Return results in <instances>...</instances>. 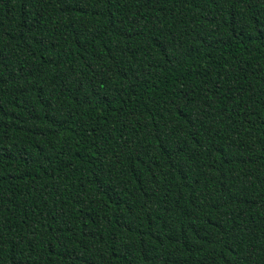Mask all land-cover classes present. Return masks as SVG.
I'll list each match as a JSON object with an SVG mask.
<instances>
[{"label":"trees","instance_id":"trees-1","mask_svg":"<svg viewBox=\"0 0 264 264\" xmlns=\"http://www.w3.org/2000/svg\"><path fill=\"white\" fill-rule=\"evenodd\" d=\"M0 264H264V0H0Z\"/></svg>","mask_w":264,"mask_h":264}]
</instances>
